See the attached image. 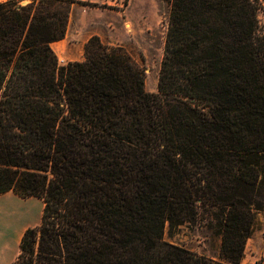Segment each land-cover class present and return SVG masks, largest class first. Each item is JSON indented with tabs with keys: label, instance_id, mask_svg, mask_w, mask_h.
<instances>
[{
	"label": "trees",
	"instance_id": "obj_1",
	"mask_svg": "<svg viewBox=\"0 0 264 264\" xmlns=\"http://www.w3.org/2000/svg\"><path fill=\"white\" fill-rule=\"evenodd\" d=\"M23 1L0 2V194L44 207L14 264H242L264 212L256 0H162L157 92L97 35L83 61L59 63L73 4L98 3ZM197 223L220 259L164 239Z\"/></svg>",
	"mask_w": 264,
	"mask_h": 264
},
{
	"label": "rangeland",
	"instance_id": "obj_2",
	"mask_svg": "<svg viewBox=\"0 0 264 264\" xmlns=\"http://www.w3.org/2000/svg\"><path fill=\"white\" fill-rule=\"evenodd\" d=\"M82 1L98 3V6L73 4L77 10L74 25L71 24L69 30L71 41L82 42L91 35H97L105 44L122 46L144 67L146 89L157 92L168 30V5L162 0ZM23 3H27V0ZM256 4L259 29L263 33L264 0H256ZM59 63L67 64L62 63L60 59ZM43 207L44 202L41 203V199L30 197L28 207L30 227L40 224ZM164 239L196 253L220 259V238L212 235L210 230L200 223L181 226L173 234L166 230ZM263 256L264 212H261L257 215L256 230L251 240L247 242L242 264H256Z\"/></svg>",
	"mask_w": 264,
	"mask_h": 264
},
{
	"label": "crops",
	"instance_id": "obj_3",
	"mask_svg": "<svg viewBox=\"0 0 264 264\" xmlns=\"http://www.w3.org/2000/svg\"><path fill=\"white\" fill-rule=\"evenodd\" d=\"M76 10L72 6L65 38L52 44V48L62 63L83 61L85 45L94 36L91 35L82 42L71 41L69 30L70 25H74ZM29 205L30 198H22L12 191L0 194V264H14L19 254L22 235L30 227Z\"/></svg>",
	"mask_w": 264,
	"mask_h": 264
},
{
	"label": "bare ground",
	"instance_id": "obj_4",
	"mask_svg": "<svg viewBox=\"0 0 264 264\" xmlns=\"http://www.w3.org/2000/svg\"><path fill=\"white\" fill-rule=\"evenodd\" d=\"M41 203H43L42 200H41ZM41 209H42V207H41ZM40 215H41V211H39L38 218H40Z\"/></svg>",
	"mask_w": 264,
	"mask_h": 264
}]
</instances>
